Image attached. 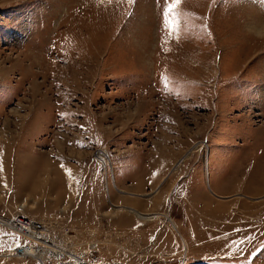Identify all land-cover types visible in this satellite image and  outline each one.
<instances>
[{"label": "rangeland", "instance_id": "rangeland-1", "mask_svg": "<svg viewBox=\"0 0 264 264\" xmlns=\"http://www.w3.org/2000/svg\"><path fill=\"white\" fill-rule=\"evenodd\" d=\"M171 2L0 0V264H264V0Z\"/></svg>", "mask_w": 264, "mask_h": 264}, {"label": "built area", "instance_id": "built-area-1", "mask_svg": "<svg viewBox=\"0 0 264 264\" xmlns=\"http://www.w3.org/2000/svg\"><path fill=\"white\" fill-rule=\"evenodd\" d=\"M4 227L11 229L27 239H40L44 233V226L35 220L25 217H15L10 219H2Z\"/></svg>", "mask_w": 264, "mask_h": 264}, {"label": "bare ground", "instance_id": "bare-ground-1", "mask_svg": "<svg viewBox=\"0 0 264 264\" xmlns=\"http://www.w3.org/2000/svg\"><path fill=\"white\" fill-rule=\"evenodd\" d=\"M39 118V117H38ZM34 120V119H33ZM35 122V121H34ZM33 122V123H34ZM37 122V121H36ZM35 124V123H34ZM7 125V124H6ZM3 147H5L4 145H2V144H0V148H2L3 149ZM101 162H103L104 160L102 159V157H104V159L106 158V153L105 152H100V155H98V156H96ZM105 163V162H104ZM40 166H36V164H33V163H31L30 165H28V166H23V169L24 170H21V172H19L18 173V176H20V178H28L29 179V177L30 176H32V178L31 179H34L33 178V176H34V172L36 171V170H38V168H39ZM174 168V167H173ZM39 169H41V168H39ZM39 171V170H38ZM35 177V176H34ZM19 178V177H18ZM24 182V181H23ZM24 183H26V182H24ZM28 187H33V186H28ZM130 212H134V211H130ZM136 213V212H135ZM155 215H152L150 218H153ZM146 220H147V218H145ZM149 219V218H148ZM172 227H173V225H172ZM17 256H31L32 255V253H30V251L28 250V249H23V250H17L16 251V253H15Z\"/></svg>", "mask_w": 264, "mask_h": 264}, {"label": "snow or ice", "instance_id": "snow-or-ice-1", "mask_svg": "<svg viewBox=\"0 0 264 264\" xmlns=\"http://www.w3.org/2000/svg\"><path fill=\"white\" fill-rule=\"evenodd\" d=\"M179 2H180V0H172V2L167 5V7L164 11L165 25H166V28L169 32H171V30H172L173 23H172V21H169L168 18H169V15L173 12L175 7L177 6V4H179ZM61 167H63V165H61ZM67 174L69 175V178H71L70 172Z\"/></svg>", "mask_w": 264, "mask_h": 264}]
</instances>
